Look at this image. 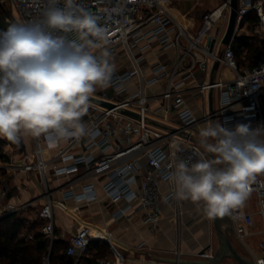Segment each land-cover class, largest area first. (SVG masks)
<instances>
[{
    "label": "built area",
    "instance_id": "1",
    "mask_svg": "<svg viewBox=\"0 0 264 264\" xmlns=\"http://www.w3.org/2000/svg\"><path fill=\"white\" fill-rule=\"evenodd\" d=\"M230 1L222 0L206 12L197 31L190 33L170 14V0H77L100 14L118 2L124 8L123 14L114 17L115 22L110 25L114 33L111 58L116 65L112 84L97 90L92 97L111 104L112 108L91 102L83 122L96 133L94 139L83 137L49 145L43 136L35 138L34 150L10 162L8 168L36 174L43 180L50 167L54 177L64 179V199L81 204L99 202L98 184L106 200L116 207L112 213L114 220L137 211L153 232L163 214L162 204L174 208L178 218L175 186L168 177L180 160L195 162L200 153L208 156L195 142L199 140L200 126L212 120L230 128L237 124H249L253 129L264 127V51L254 65H249L245 55L240 57L241 64L233 50L241 36L264 40V0H237L234 33L229 44L223 45ZM3 3L17 13L18 19L7 18L9 24L35 19L44 6L43 0H3ZM251 14L257 17L252 34L248 29ZM167 52L170 57L160 59ZM215 64L227 68L232 78L196 80L197 73L204 75ZM189 92H196L198 98H208L210 92H217V107L212 106V112L197 117L186 99ZM122 111L137 117L123 115ZM45 150L55 152L50 160L44 159ZM6 194L7 186L3 185L0 218L16 211L4 204ZM251 194L256 198L257 213L264 226V175L257 177ZM39 218L44 222L40 233L52 240L50 202L42 207ZM231 219L238 241L245 243L254 236L250 232L253 216L245 212L244 206L234 210ZM261 235L260 255L251 252L254 264H264V228ZM89 242V228L82 226L69 239L66 255L85 254ZM199 256L210 257L211 249L203 250ZM42 264H50L48 254L43 256ZM99 264H124V259L121 256L101 259Z\"/></svg>",
    "mask_w": 264,
    "mask_h": 264
},
{
    "label": "clouds",
    "instance_id": "2",
    "mask_svg": "<svg viewBox=\"0 0 264 264\" xmlns=\"http://www.w3.org/2000/svg\"><path fill=\"white\" fill-rule=\"evenodd\" d=\"M43 4L35 19L0 31V138L14 145L23 136H43L49 145L94 139L83 117L97 90L112 84L110 25L124 8L118 2L100 14L77 0ZM198 135L211 156L175 164L168 177L175 197L202 203L209 219L230 216L264 175V127L209 120Z\"/></svg>",
    "mask_w": 264,
    "mask_h": 264
},
{
    "label": "crops",
    "instance_id": "3",
    "mask_svg": "<svg viewBox=\"0 0 264 264\" xmlns=\"http://www.w3.org/2000/svg\"><path fill=\"white\" fill-rule=\"evenodd\" d=\"M170 1V14L190 33L197 31L202 16L212 10L206 5L201 6V0H192L190 9L181 12L174 7L173 1ZM213 4L215 8L216 3ZM169 57L170 52H167V54H161L160 59ZM231 78L232 73L225 67H219L216 71L213 68L204 75L196 74L198 81L229 80ZM189 83L191 85L192 81ZM214 93H212V106ZM186 99L196 116L201 117L208 113L205 112L201 103H197L203 98H198L196 92H189ZM205 99L209 111L210 99L209 97ZM26 138L29 143L25 141L24 136L21 138L24 150L21 151L19 147L12 146L3 152L8 160L0 159V188L3 185L7 186L4 204L16 209L11 213H18L29 221L39 219L40 210L47 202H50L54 230L52 240L49 239V241L56 242L54 255H52L53 264L63 263L58 257L66 255L69 239L82 226L89 228L88 250L79 257L66 255L72 264H99L101 259H115L118 256L124 259V264H178L176 261H180L181 264H192L193 256H199L207 248L211 249L212 255V220L204 214L202 203L178 200L180 212L178 218L174 208L162 204L163 214L154 232L143 219L142 214L137 211L130 212L127 217L114 220L112 213L116 207L106 200L98 184L99 202L81 204L64 199L63 193L66 190L64 179L54 177L50 167L43 180L36 174L9 169L10 162L34 150L35 138L30 136ZM0 140L5 139L0 138ZM14 150L18 151H16L17 154H13ZM54 153L53 150H45L44 159L50 160ZM166 189V186L162 187L163 191ZM244 210L253 216L250 232L252 233V229L262 232L264 226L262 222L259 228L258 220L262 221V219L257 213L258 206L253 194H250L245 202ZM251 252H253L251 248L245 249L247 256L251 257ZM48 255L50 257V254Z\"/></svg>",
    "mask_w": 264,
    "mask_h": 264
},
{
    "label": "trees",
    "instance_id": "4",
    "mask_svg": "<svg viewBox=\"0 0 264 264\" xmlns=\"http://www.w3.org/2000/svg\"><path fill=\"white\" fill-rule=\"evenodd\" d=\"M7 17L4 6L0 4V31L6 30L9 26ZM248 20V29H251L256 24L257 17L251 14ZM233 50L241 64L243 63L240 57L245 55L248 64L254 65L260 53L264 51V40L257 43L254 37L241 36L236 39ZM12 146L19 147L21 151L24 150L22 140L19 145L0 140L1 160H8L3 152ZM42 225V219L29 221L18 213L7 214L0 218V264H42V258L47 254H50V261L53 264L52 255H54L56 242L51 243L49 238L40 233ZM29 236L32 238L29 239ZM58 258L63 262L62 264H72L66 255H60Z\"/></svg>",
    "mask_w": 264,
    "mask_h": 264
},
{
    "label": "water",
    "instance_id": "5",
    "mask_svg": "<svg viewBox=\"0 0 264 264\" xmlns=\"http://www.w3.org/2000/svg\"><path fill=\"white\" fill-rule=\"evenodd\" d=\"M0 4L4 5L3 0H0ZM230 17L229 23L227 26V30L225 36L223 38L222 44L228 45L232 39L235 21H236V9H237V0L230 1ZM15 22V21H14ZM216 71L218 69V64H215L213 67ZM209 111L212 112V92L209 94ZM92 103L99 105L104 108H112L111 104L101 102L91 98ZM123 115H128L133 118L137 116L127 111H122ZM152 125L157 126L156 123L150 122ZM198 145L199 140L195 141ZM208 157L211 154H208ZM212 220V255L210 257H202V256H193L192 264H254L252 258L250 256L242 255L233 245V242L237 241V238L234 233L233 224L231 215L225 217H218ZM203 251L200 253L202 254ZM176 263L181 264L180 261H176Z\"/></svg>",
    "mask_w": 264,
    "mask_h": 264
},
{
    "label": "rangeland",
    "instance_id": "6",
    "mask_svg": "<svg viewBox=\"0 0 264 264\" xmlns=\"http://www.w3.org/2000/svg\"><path fill=\"white\" fill-rule=\"evenodd\" d=\"M172 1L174 3L173 4L174 7L178 8L181 12H185V11L189 10L191 5H192V0H172ZM220 1H222V0H201V2H202L201 6L206 5V6H208V8L213 9L214 8L213 3H216V6H217L220 3ZM4 9L7 12L8 17L12 16L13 18L18 19L17 13L14 9H12V11H11L10 8L6 5L4 6ZM252 32H253V29L251 28L249 30V33L252 34ZM253 37L256 39L257 43H259L261 41V39L258 36H253ZM213 98H214L213 99V101H214L213 102L214 103L213 108H216L217 107V98H218L217 92L214 93ZM197 103H201L203 105V109L205 110V112H208V103H207V100L205 98L198 100ZM197 117H200V116L197 115ZM202 127H204V126H200L199 129H201ZM26 137H28V136H24V139L27 143H29V140ZM16 151L14 150L13 154H17L18 151L17 152ZM258 224H259V228H261L262 221L260 219L258 220ZM252 233L255 236L247 238L245 243H248L249 247L251 248V250L254 253V256H259L260 255L259 245L263 241V237H262L261 232L259 230L252 229ZM245 243L237 240L236 242H233V245L242 255L247 256V254L245 253V249H246Z\"/></svg>",
    "mask_w": 264,
    "mask_h": 264
}]
</instances>
